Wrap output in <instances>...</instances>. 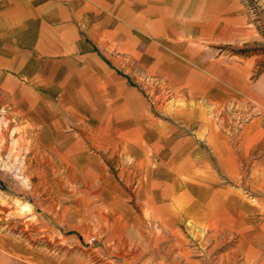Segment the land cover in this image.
<instances>
[{"label":"rangeland","instance_id":"1","mask_svg":"<svg viewBox=\"0 0 264 264\" xmlns=\"http://www.w3.org/2000/svg\"><path fill=\"white\" fill-rule=\"evenodd\" d=\"M123 1L0 0V264H264V0L198 42Z\"/></svg>","mask_w":264,"mask_h":264},{"label":"crops","instance_id":"2","mask_svg":"<svg viewBox=\"0 0 264 264\" xmlns=\"http://www.w3.org/2000/svg\"><path fill=\"white\" fill-rule=\"evenodd\" d=\"M151 2L156 3L158 13L164 14L160 24L164 30L170 29L174 34L190 36L195 42L200 39H215L224 28L225 35L228 36L230 31L241 29L245 19V11L239 0H124L123 5L136 6L139 7L136 11L146 12ZM166 188L174 193L175 204H181L184 198L181 184ZM197 196L195 193L196 198ZM173 211L178 212V208L174 207ZM212 213L218 214V211L212 208ZM216 214L214 215L217 217ZM212 220V235L216 236L224 227L232 229L229 226L230 219L227 223L224 218ZM259 261L260 257H256L252 264H259Z\"/></svg>","mask_w":264,"mask_h":264}]
</instances>
